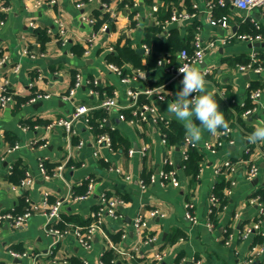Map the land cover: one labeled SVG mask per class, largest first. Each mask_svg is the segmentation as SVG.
Segmentation results:
<instances>
[{"label": "crops", "instance_id": "0c3cea01", "mask_svg": "<svg viewBox=\"0 0 264 264\" xmlns=\"http://www.w3.org/2000/svg\"><path fill=\"white\" fill-rule=\"evenodd\" d=\"M212 1L217 3L218 0ZM81 2L85 5L80 8ZM0 3L10 8L6 24L0 26V58L8 57V61L0 66V81H8L17 98L32 97L37 92L51 95L34 104H20L15 100L4 108L0 107V155L5 156L4 168L0 171V213L14 210L22 198H29L40 206L24 227L3 226L0 232V264H73L74 261L78 264H102L104 253L110 250L114 253L113 260L119 264H143L154 261L157 254L163 257L155 264H264V224L260 231L240 239L242 230L252 226L258 218L259 205L253 199L264 190V141H248L253 130L264 125V68L260 74L239 68L251 61L252 52L257 54L259 61L264 57V12L255 9L248 13L227 0V13L219 18L227 17L228 27L213 26L204 13L205 0H200L198 21L169 23V11H191V0H178V5L171 3L169 8L163 0L160 3L157 17L166 36L175 28L192 49L194 37L188 41L185 39L189 38V28L198 22L204 45L214 43L207 49L203 62L194 67L205 74L208 90L222 99L219 110L224 118V105L230 107V115H234L229 124L233 129L231 136L224 137L222 129L215 135L206 130L203 132V139L197 147L204 153V159L199 174L194 177L184 166L187 145L181 148L171 146L159 125L151 120L130 123L120 119L119 109L107 110L101 106L109 92L121 106H126V92L132 87L151 91L141 93L146 99L142 102H154L160 117L169 121L175 119L167 113V106L181 89V78L163 66L142 71L128 64L125 66L128 76L137 80L124 83L110 69L111 63L107 59L118 44H131L135 49L145 45L143 29L158 26L150 15L154 0H139L138 7L132 6L133 0H0ZM104 5L109 7V12ZM97 12L102 16L115 13L116 17L111 28L92 42L88 53L77 56L73 47L88 45L87 40L94 33L81 17L83 14L95 17ZM57 19L63 22L64 36L58 35ZM31 21L39 26L38 29L53 32L44 50L29 25ZM256 23L263 36L261 42L224 41L232 33L256 32ZM167 56L171 58L170 54ZM17 66L19 71L16 72ZM79 72L85 80L95 81L97 85L86 82L68 99L74 75ZM253 81L260 83L261 96L253 101L255 107L250 114L242 115L240 120L230 103L243 106L249 98ZM159 91L165 95L163 101L156 100ZM80 106L87 107L89 114L100 109L107 111V131H115L122 138L117 143L118 149L101 141L98 132L90 129L83 118L74 121L76 134L72 138L59 127L47 128L56 119L73 118ZM10 140L19 142L20 148L7 153L6 149L12 145ZM81 141L84 144L79 147ZM144 148H147L145 153ZM41 160L51 174L49 179H44L40 172ZM227 161L232 163V170L218 171ZM16 163L25 174L32 175L34 183L31 187L20 188L9 181L10 169ZM252 164L259 167L254 178L249 176ZM166 167H170L167 172L175 173L180 183L178 187L169 182L162 183L159 179H150L149 183L143 182L145 186L142 185V180L166 171ZM88 177L95 182L92 193L86 199L76 201V196L86 193ZM222 183H226L223 189L225 201L223 204L221 200L222 207L212 219L210 198ZM103 195L114 196L125 204L119 208L118 217L104 218L92 248L86 251L78 245L74 229L90 221ZM46 196L49 204L63 201L62 214L78 219L56 245L45 231ZM187 203H194L193 214L197 223L186 217ZM153 211L156 216L151 215ZM140 215L145 222L143 235L134 228ZM208 221L213 227L208 225ZM176 230L185 236L171 243ZM118 233L122 234L121 240L115 242L112 236ZM229 233L234 238L226 243ZM148 238L154 241L144 243ZM253 247H257V253L252 252ZM11 250L27 252L28 256L14 258Z\"/></svg>", "mask_w": 264, "mask_h": 264}, {"label": "built area", "instance_id": "2783aa9c", "mask_svg": "<svg viewBox=\"0 0 264 264\" xmlns=\"http://www.w3.org/2000/svg\"><path fill=\"white\" fill-rule=\"evenodd\" d=\"M138 1L139 0H133V7H138ZM162 0H154L153 5L151 6L150 9V15H152L154 17V24L155 25H161V22L158 20L157 17V13L160 10V3ZM227 0H218L217 3H213L212 0H205V14L208 18V20L210 21V23L213 26H222V27H228V21H227V17H222L219 19L215 18L214 15V9L216 8L217 5L220 6H224L226 4ZM231 3L238 9L242 10V11H246V12H251L255 9L260 10L262 12H264V0H230ZM84 2H81L79 7H84ZM104 8L106 11H110L109 7H107L106 5H104ZM10 8L7 5H4V3H0V26H4L6 24V16L9 13ZM201 12V4H200V0H191V11H179L178 9H174L171 13V21H169V23H173L174 21H198L199 20V15ZM110 18H115L116 15L115 13L112 14H108ZM82 21L89 25L92 29H94L97 20L96 18L89 16L87 14H83L82 15ZM57 26L59 27V32L58 35L60 36H64L65 35V29H64V25L63 22L60 19L56 20ZM34 31H36L39 26L34 22L31 21L29 24ZM255 29L256 32L254 33H232L228 39L224 40V41H231L233 39L236 40H241V41H247L251 44H254L256 42H261L263 36L260 33V26L256 23L255 25ZM108 30V25L104 24L101 26V28L96 32L94 31V33L92 34V36L87 40V44L88 46H90L92 44V42L98 37V35L100 34H104L106 31ZM49 35H52L53 32L52 30L48 29L47 30ZM96 32V33H95ZM214 43H211L210 45L206 46L203 43L202 40V32L200 27L198 28V30L195 32L194 35V39L192 42V51L184 48L182 49L179 53H178V58L177 61H173L172 58H170L169 56H167L166 54H161L159 56L157 65L158 66H163L167 69V71L171 74H173L175 77H179L182 79V74H180L178 72V69L181 67V65H185V64H189L191 66H195L197 64H200L203 62L205 56H206V51L208 48L212 47ZM143 47H145L146 49V53H150V47L147 45H144ZM89 50V49H88ZM88 50L86 51L88 53ZM27 53V51H26ZM8 61V57L6 55H4L3 58H0V66H3L5 64V62ZM259 60L257 58V54L254 52H252L251 54V61L246 64V65H240L239 68L242 71H247V72H254L256 74H260L263 71V66L259 65ZM110 69L112 71H114L115 73H117V75H119L122 79V81L124 83H129L132 82L133 80H137L136 77H130V76H124V72L122 68L117 67L114 64L110 65ZM15 71H19V66L16 67ZM87 84H95L97 85V83L95 81H91V80H85L83 75L79 72L75 74V78L74 81L72 83L71 89L69 94L67 95V98L70 99L71 97H73L77 90L80 89L84 83ZM10 87H9V83L8 81L5 82H1L0 81V107L4 108L8 105H10L11 103L15 102V98H14V94H10ZM151 92L149 90L147 91H140V90H136L132 87H130L126 94H127V99H128V104L126 106H121L119 104V102L116 100V98L112 97H108L106 100L103 101L102 103V107L110 110V109H119L120 113H119V117L121 120L123 121H128L130 123H134V122H140V121H153L155 124L164 122L166 124H169V119H166L164 117H160L157 114V110H156V106L154 104V102H150V103H142L140 101V96L141 93H147ZM195 93L192 94V96L194 97ZM51 95L49 94H43L40 92L35 93L29 100H28V104H34L37 103L39 101H42L44 99H48ZM261 96V89H257L255 91H253L250 94V99L254 102H256ZM191 98V97H190ZM165 99V95L163 93H161V91L158 92L157 95V101H163ZM130 111V115L131 118L128 119L126 117V115L124 114V111ZM89 109L85 106H80L76 109L73 118L68 119V118H60V119H56L54 120L51 124H49V126L47 127L48 129H54L56 127L61 128L68 137H74L76 134V128H75V124L74 121L80 118H83L85 123L88 125V127L90 129L91 126L89 125V121H90V114H89ZM250 110L246 111L243 116H247L250 114ZM233 129L231 126H228L227 129L222 130L221 134L226 137V136H231ZM101 141L104 140L107 143H111L110 138L107 134L105 135H101ZM38 142V141H36ZM84 144V142H80L79 147H81ZM187 148L188 146H192L195 148H198L197 145H193L191 143L186 142ZM220 145H222V143H220ZM209 146V145H208ZM20 148V143L16 142L14 145L9 146L6 149L7 153H12L16 150H18ZM147 148L143 149V152H146ZM130 153L132 154L133 151H130ZM184 158H187L186 153H184ZM4 162H5V156L3 154L0 155V171L3 170L4 168ZM169 161H166V163H168ZM12 169V168H11ZM11 169L9 174L11 173ZM39 169L41 174L43 175L44 179H49L51 174L48 171L44 160H41L40 164H39ZM60 169H62V167H60ZM232 170V163L227 161L226 163H224V165L222 167H220L218 169V171L221 170ZM259 172V167L255 164H252L250 166L249 169V176L251 178H254ZM175 173L173 171L171 172H167L165 170L160 171V173L158 175H152L151 176V181H156L157 179H159L162 183H171L172 185L178 187L180 185L179 181L176 179V177L174 176ZM87 184H88V188L87 191L84 195H78L75 197L76 201H80V200H84L87 197H89V195L92 193V190L94 188V179L88 177L86 180ZM142 185H144L143 181ZM34 180L32 178V175L28 172H26L25 177L21 180V182L18 184V187L20 188H29L33 185ZM101 202L99 204V206L96 207L95 211L92 212L91 214V222L89 224V226L87 227H76L74 229V236L75 239L78 243V245L80 247H82L84 250L88 251L92 248V243L94 241V238L96 236V234L98 233V230L101 227V224L104 222V218L107 216L109 217H118L119 214V208L121 206H123L125 203L124 201L114 197V196H106L103 195L101 198ZM253 201H255L256 203H258L259 205V215L258 218L255 220L254 224L252 226H246L243 230L242 233L240 234V239H246L251 233H253L254 231H260L263 224H264V201L261 200V197H257L255 199H253ZM26 204L28 205L25 212L21 215H14L12 213V211H7V212H1L0 213V232L2 231V228L5 224H9L12 228L14 229H20L22 227H24L28 221L36 214V212L40 209L39 205H36V203H34L33 201H31V199L27 198L26 199ZM44 206L47 208V210L45 211V215L47 217V221H46V234L50 237H52L53 239V245L58 244L61 240L64 239V237L66 236V234L68 233L67 230L65 231H61L58 228L55 227V225L60 221L61 219V214H62V208H63V201H56L54 204H49V201L47 199V196L44 199ZM221 206V200L218 196H216L215 194H212L211 198H210V209H209V213L210 215H212L214 212H216V210H218ZM186 217L188 218L189 221H191L192 223H197V219L193 214V209H194V203H187L186 204ZM152 216H156L157 213L155 211L151 212ZM145 224L144 222V217L143 215L138 216V218L135 220L134 223V228L137 231L138 234H142V228L143 225ZM208 225L210 227H213V225L208 221ZM233 235L232 234H228V240L226 241V243H230L231 241H233ZM154 241L153 238H148L146 241H144V243H148ZM252 252L253 253H257V247H253L252 248ZM10 254L17 259H21V258H25L28 256V253H19L16 251L11 250ZM163 255L161 254H157L155 256L154 261H148V262H144L143 264H155L156 262H160L162 260ZM84 264H88V262H84ZM103 264V262H102ZM111 264H119V262L117 260H113ZM173 264H182V262L180 263H173Z\"/></svg>", "mask_w": 264, "mask_h": 264}, {"label": "trees", "instance_id": "16d2710c", "mask_svg": "<svg viewBox=\"0 0 264 264\" xmlns=\"http://www.w3.org/2000/svg\"><path fill=\"white\" fill-rule=\"evenodd\" d=\"M88 1V0H84ZM166 4V6L169 8L171 6V3H175L178 5V0H163ZM228 6L225 4L224 6L217 5L216 8L214 9V15L215 18L218 19L221 14L227 13ZM172 13V12H171ZM171 13L169 11V14L167 16H171ZM167 17V18H168ZM97 20V23L94 27V31H98L102 25L107 24L108 28H111V25L113 24V19L109 17V15H101L100 12L95 13V17ZM162 19L164 18L162 14ZM158 20H160L158 18ZM198 22H195L194 25L189 28V38L185 39V41L192 39L194 37L195 32L198 30L199 26ZM144 32V44L150 47V53L145 54L144 57H141L137 52L136 49L131 46V44H126L124 46L117 45L115 46V51L111 52L108 54V62L111 64L116 65L119 68L123 69L124 76L130 75L127 70H125L126 65H132V67L135 70H142V71H147L151 70L153 68H156L159 56L161 54H166V55H171V58L173 61H176V53L180 52L182 49L187 48L189 49V46L184 43V38L180 36V33L177 29L173 28L170 31H168V34L166 36L165 34V29L162 25L159 26H149L143 29ZM254 33V32H250ZM36 36L38 37L39 43L41 44V49L44 50L46 44L52 39L51 35L48 34L46 29H37L35 31ZM89 46H79L76 45L73 47V52L77 56H82L87 50ZM189 50L192 51L190 48ZM145 60V63H144ZM259 65H262L264 67V57L259 61ZM75 78V75H74ZM97 88L98 87H94ZM258 88H261V85L258 81H253L251 83L250 91H249V98L246 100V103L243 106L237 105L235 103H230L231 108L237 113L239 119L242 117V115L249 110H253L255 107L254 102L250 99V94L253 90H256ZM102 91V90H101ZM9 93L13 94V92L10 90ZM112 92H109L108 97H112ZM14 98L18 103L23 104L28 102V100L31 97H26V98H17L14 95ZM219 103V105H222V99L220 97H215ZM231 100V97H230ZM140 101L145 102V96L140 97ZM142 102V103H143ZM230 107H227V105H224V109L226 111V116L225 120L229 126L230 121L232 118H234V115H230ZM124 114L126 115L127 118H130V111L126 110L124 111ZM107 116V111L105 109H100L94 111L92 114H90L89 118V125L91 126L92 130H96L98 132V135H105L107 134L110 138L111 145L113 149H118L117 143L122 141V138L118 135L117 132H108L106 129V120ZM241 120V119H240ZM199 124V121H196ZM160 130L162 134L164 135V138L166 141L171 145L176 148H181L186 145V140H185V129L183 127V124L177 121L176 119H170L169 124H166L164 122L159 123ZM223 130V129H222ZM12 145H14V140H10ZM75 142L76 139H74ZM10 145V146H12ZM186 156L184 160V166L185 169L187 170L188 173L192 174L194 177H196L199 172H200V167L201 163L204 159V153L202 152L201 149L195 148L192 146H188V149L186 150ZM166 171L170 170V167L165 168ZM152 175H149L148 178H145V180H142L144 183H149ZM25 177V171L24 169L20 166L19 163H16L15 165L12 166L11 173L8 175L9 181L13 184H19L21 180ZM87 184V183H86ZM84 184L87 188V185ZM224 186H226V183L219 184L215 191L214 194L220 198V200H223L222 203L224 204L225 201V196L223 194V189ZM260 197L261 200L264 201V190L260 191ZM26 204V198H22L20 201V204L12 210V213L14 215H21L25 212L27 208ZM222 207V205L220 206ZM96 209V208H95ZM220 209V208H219ZM218 209V210H219ZM218 210L214 212L211 217L212 219H215V215L217 214ZM78 219L75 217H70L67 216L66 214H61V219L60 221L55 225L56 228H58L61 231L68 230L71 224H75ZM91 221V219H90ZM90 221L87 223H83V227H87L90 224ZM121 233H118L114 236H112L113 240L115 242H119L121 240ZM185 235L183 232L176 230L172 237H171V243L178 241L179 239H182ZM114 259V253L113 251H106L102 257V260L105 264H110L111 261ZM180 259L177 260L179 262ZM73 264H78L75 261Z\"/></svg>", "mask_w": 264, "mask_h": 264}, {"label": "clouds", "instance_id": "9594fccd", "mask_svg": "<svg viewBox=\"0 0 264 264\" xmlns=\"http://www.w3.org/2000/svg\"><path fill=\"white\" fill-rule=\"evenodd\" d=\"M178 72L182 74V87L168 103L167 113L183 123L186 142L197 145L202 141L205 130L215 135L219 129H227L228 124L223 112L219 110L214 93L208 90L205 74L189 64L181 65ZM248 141H264V125L257 126Z\"/></svg>", "mask_w": 264, "mask_h": 264}, {"label": "water", "instance_id": "95a60500", "mask_svg": "<svg viewBox=\"0 0 264 264\" xmlns=\"http://www.w3.org/2000/svg\"><path fill=\"white\" fill-rule=\"evenodd\" d=\"M255 45L259 46V44H255ZM255 45H254V46H255ZM136 52H137L141 57H144L145 54H146V49H145V47L141 46V47H138V48L136 49Z\"/></svg>", "mask_w": 264, "mask_h": 264}, {"label": "rangeland", "instance_id": "374dc122", "mask_svg": "<svg viewBox=\"0 0 264 264\" xmlns=\"http://www.w3.org/2000/svg\"><path fill=\"white\" fill-rule=\"evenodd\" d=\"M224 130V129H223Z\"/></svg>", "mask_w": 264, "mask_h": 264}]
</instances>
